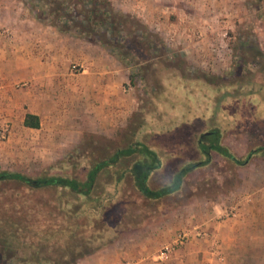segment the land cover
Wrapping results in <instances>:
<instances>
[{"label":"rangeland","instance_id":"1","mask_svg":"<svg viewBox=\"0 0 264 264\" xmlns=\"http://www.w3.org/2000/svg\"><path fill=\"white\" fill-rule=\"evenodd\" d=\"M106 1L109 6L99 7L100 12L111 8L113 14L129 15L136 23L124 28L154 46L145 50L132 42L122 49L128 54L122 58L98 41L61 31L55 11L43 2L0 0V124L9 128L0 139L1 169L30 176L68 174L74 171L73 164H66L70 157L79 160L74 172L82 176L84 166L103 151L143 142L161 159L162 166L150 179V185L157 186L176 169L205 160L197 146L205 132L218 130L220 142L237 157L264 147L263 0L255 1L251 13L244 10L225 19L227 23L196 18L208 12V2ZM83 2L76 7L87 8ZM229 7L220 4L217 11ZM232 8L242 9L241 4ZM67 10L73 21L78 20L76 11ZM212 21L217 29H207ZM22 59L34 76L20 73L15 64ZM103 77L120 79L119 89L111 93L113 111L107 103L102 106L98 97L102 93L89 89ZM125 108L130 113L121 111L119 117L116 112ZM27 112L38 115V128L24 126ZM118 167L101 174V192L109 194L101 221L88 231L84 218L68 220L69 225L82 223L78 237H91L85 243L98 248L94 253L112 256L123 251L130 256L114 264H137L134 254L142 251L138 264H169L191 242V249L198 250L192 264H264L262 152L237 165L211 151L208 163L185 175L180 191L160 200L144 199L128 180L113 185ZM8 194L19 195L17 206L34 212L42 224L51 222L44 219L46 210L60 205L51 191L30 194L4 184L0 206L7 209L15 207ZM180 232L188 237L185 244L176 245ZM41 239L40 247L48 245L40 251L56 256L63 240L54 244ZM0 264L18 263L0 260Z\"/></svg>","mask_w":264,"mask_h":264},{"label":"trees","instance_id":"2","mask_svg":"<svg viewBox=\"0 0 264 264\" xmlns=\"http://www.w3.org/2000/svg\"><path fill=\"white\" fill-rule=\"evenodd\" d=\"M33 1V0H32ZM43 2L49 6V10L55 11L62 24L58 28L63 32L72 33L77 37L98 41L109 47L114 53L122 58L128 56L127 51L122 49L138 44L145 50L154 46L152 41H143L139 36H132V30L124 26L130 25L133 18L129 15L113 14L111 8L100 12L99 7L109 3L106 0H85L87 8H77L76 5L82 0H34ZM83 2V3H85ZM72 8L75 17L71 18ZM63 9V13H59ZM63 17V19L61 18ZM72 21V22H71ZM57 24V21H54ZM72 28L75 31H72ZM112 37V39L109 38ZM138 37V38H137ZM130 40V41H129ZM155 50V49H154ZM129 74L130 82L133 80ZM23 124L26 127L38 128L39 117L33 113H26ZM197 146L205 160L200 163H189L176 169L169 180L157 186L150 185L152 173L162 166L159 154L149 145L143 142H131L124 146L116 145L114 148L103 151L101 155L93 157L87 164L84 174L80 176L74 172L79 166V160H71L68 157L66 164L73 166L72 173L50 174L41 172L38 175L30 176L19 171H12L0 168V189L4 184H11L14 190L26 189L31 193L41 190L53 192L56 201L60 205L51 206L46 210L44 219L51 222L42 224L34 212L21 210L16 202L21 200L19 195L8 194L10 200L15 203L10 209L0 206V260L13 261L18 264H77L78 260L94 253L98 248L92 247L85 242H91L92 238L80 239V225L75 222L68 224L69 217L73 220L84 218L87 230H91L96 222L101 221L102 208L108 207L106 199L109 194H102V175L114 166H119L113 185H120L128 180L133 190L146 200H160L163 197L173 195L181 190L184 185V178L187 173L199 165L210 161V152L214 151L224 159L237 164H246L254 153L262 152L264 147L258 150H249L244 157H237L229 147L220 142L218 130H211L201 135ZM108 151V152H107ZM83 167V168H84ZM101 176V177H100ZM13 185V186H12ZM104 186V184H103ZM85 206H88L85 208ZM55 221V223L53 222ZM43 225V227H42ZM42 227V228H40ZM42 237L54 244L59 243V251L56 256L48 252L40 251V240ZM45 241V240H44Z\"/></svg>","mask_w":264,"mask_h":264},{"label":"crops","instance_id":"3","mask_svg":"<svg viewBox=\"0 0 264 264\" xmlns=\"http://www.w3.org/2000/svg\"><path fill=\"white\" fill-rule=\"evenodd\" d=\"M255 1L256 0H193L194 3H199V4L200 3H203V4L209 3L205 7L208 12L207 13H204V12L200 13L199 12L200 15L196 17L197 19H199L200 21L203 19H205V20L206 19L207 20L222 19L226 23L228 21H226L225 19L235 17L236 15L239 16L241 14L240 12L246 11V13H248V12L251 13L252 10L254 11L255 8H253L252 5H254ZM263 3H264V0H263ZM220 4H225V5L229 4V5H231V7H229L231 9H227L224 11L223 10L217 11L218 5H220ZM239 4H241V8H242L241 10L242 11L239 9H233L232 8L234 6H237V8H238ZM246 5H250V7L248 6V8L246 9ZM251 16H253V15H251ZM226 17H228V18H226ZM253 17L255 19L259 18L258 16H256V17L253 16ZM200 21L198 22V26L201 23ZM210 26L211 27H208L207 29L211 28V30H213V29L218 28V26L213 21L210 24ZM204 29H205V27H204ZM5 65H7V64H5ZM15 65L19 68V71L22 75H24L28 78L35 75V71L30 70V68H29L30 66L25 59L18 61ZM10 72H11V70L8 73H10ZM103 78H104V81H102V82L97 81V84H94L95 81H93L91 88L89 87V89L91 90L92 93L97 92L98 95L102 93V95L98 96L99 98H101V101L103 103L102 106H105V104L107 103V107L113 111L115 102H114L113 96H111V93L113 92V90H115V87L117 89H119L120 79L114 80V82H112V80L109 77H103ZM118 81H119V83H118ZM111 89H112V91H111ZM88 91L89 90H84L85 93H88L91 96L92 94ZM121 111L124 112V114L128 115L130 113V108H125L124 110L117 111L116 114L119 117L121 116L120 115ZM27 113H31V112H27ZM116 114H113V115H116ZM101 115L102 114H100V118L102 119V124L105 125V118H103L104 116H101ZM23 120H24V118H23ZM191 244L192 243L189 242L186 245H184L181 249H179L175 253V255H174L175 257L171 258V260L167 263H169V264H192L191 261L194 259L198 250H195L196 248L191 249L192 248ZM142 253H143L142 251H136L134 254L135 260H137V261L139 260L138 262H136L137 264L140 263L141 260L143 259ZM129 256L130 255L128 253L123 252V251L120 254L114 253L112 256H109L106 252L99 251V252H96V253L91 254L89 256H86L85 258L80 259L77 264H114V263L118 262L119 260H121L122 258H128Z\"/></svg>","mask_w":264,"mask_h":264},{"label":"built area","instance_id":"4","mask_svg":"<svg viewBox=\"0 0 264 264\" xmlns=\"http://www.w3.org/2000/svg\"><path fill=\"white\" fill-rule=\"evenodd\" d=\"M9 131L7 124H0V139L4 138L6 133ZM188 235L185 232H180L174 241V244L176 245H183L185 244L187 240ZM173 246L170 245V247L165 246V251L160 255L161 258L165 257L166 251L169 252Z\"/></svg>","mask_w":264,"mask_h":264}]
</instances>
